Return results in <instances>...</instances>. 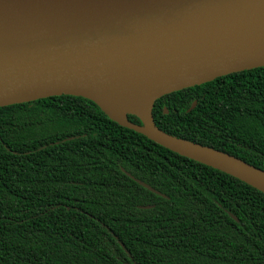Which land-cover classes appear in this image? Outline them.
<instances>
[{
    "label": "trees",
    "instance_id": "1",
    "mask_svg": "<svg viewBox=\"0 0 264 264\" xmlns=\"http://www.w3.org/2000/svg\"><path fill=\"white\" fill-rule=\"evenodd\" d=\"M153 114L264 171V68L166 96ZM0 264H264V194L83 98L1 108Z\"/></svg>",
    "mask_w": 264,
    "mask_h": 264
},
{
    "label": "water",
    "instance_id": "2",
    "mask_svg": "<svg viewBox=\"0 0 264 264\" xmlns=\"http://www.w3.org/2000/svg\"><path fill=\"white\" fill-rule=\"evenodd\" d=\"M261 68L264 0H0V109L83 98L120 127L264 194L263 170L163 132L153 114L166 96ZM141 103L143 112L130 110Z\"/></svg>",
    "mask_w": 264,
    "mask_h": 264
},
{
    "label": "bare ground",
    "instance_id": "3",
    "mask_svg": "<svg viewBox=\"0 0 264 264\" xmlns=\"http://www.w3.org/2000/svg\"><path fill=\"white\" fill-rule=\"evenodd\" d=\"M145 106H146L145 103H141V104H138L136 107H134L133 109H130V110L131 111L143 112L145 110ZM119 110L121 111L122 114L127 112V110L124 107L120 108Z\"/></svg>",
    "mask_w": 264,
    "mask_h": 264
}]
</instances>
